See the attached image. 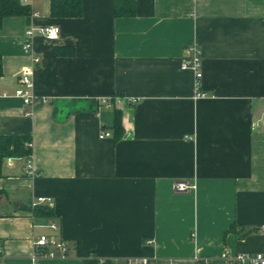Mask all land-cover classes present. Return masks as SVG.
Wrapping results in <instances>:
<instances>
[{"label":"crops","instance_id":"obj_1","mask_svg":"<svg viewBox=\"0 0 264 264\" xmlns=\"http://www.w3.org/2000/svg\"><path fill=\"white\" fill-rule=\"evenodd\" d=\"M79 1L74 18L51 17L49 0H18L28 13L2 18L0 134L29 137L34 175L24 157L2 160L0 264H229L264 252V0H133L119 17L113 0ZM49 25L55 41L25 35ZM188 44L201 51L199 97L179 68ZM25 72L47 103L14 96ZM177 179L195 189L174 193ZM38 196L51 204L31 206ZM41 233L67 255L32 259Z\"/></svg>","mask_w":264,"mask_h":264},{"label":"built area","instance_id":"obj_2","mask_svg":"<svg viewBox=\"0 0 264 264\" xmlns=\"http://www.w3.org/2000/svg\"><path fill=\"white\" fill-rule=\"evenodd\" d=\"M27 2V0H22V3ZM34 31H38L47 40L55 41L58 38L59 29L57 26L49 25L43 27H33L30 26L25 31V35L30 37ZM25 48H30V44L26 43ZM32 62L36 65L39 62V57L34 55ZM179 68L181 70H192L195 75L196 83V96H203V93L198 91L199 81L201 78V51L195 44H188L183 48ZM17 87L14 90V96L18 97L24 105L33 107L38 104L47 103L48 100L44 97H38L30 92L31 80L28 73L21 74L17 79ZM109 131H100L99 137L110 136ZM30 147V142L26 143ZM10 158L7 157L6 161L9 163ZM24 173L27 175H34V172L30 166V157H24ZM172 191L174 193H187L195 189V184L187 180L177 179L172 182ZM38 203H45L50 205V199L42 196H38L34 201L30 203L31 206H35ZM51 231H55L57 226L50 222L46 225ZM264 230V228H263ZM33 252L31 258H56L65 257L67 255V243L60 238L55 237L51 233H41L35 236L32 240ZM2 253L0 250V258ZM229 264H264V252L255 253H235L228 258ZM127 264H151V261L146 258H142L139 261H127Z\"/></svg>","mask_w":264,"mask_h":264},{"label":"trees","instance_id":"obj_3","mask_svg":"<svg viewBox=\"0 0 264 264\" xmlns=\"http://www.w3.org/2000/svg\"><path fill=\"white\" fill-rule=\"evenodd\" d=\"M26 5L19 4L18 0H0V26L2 18L5 16L25 15L28 13ZM112 13L115 17L132 16L134 14L133 0H113ZM81 14V7L79 0H49V15L51 17H67L74 18ZM112 135L118 138L122 133V127L119 119V110L113 109V122L111 125ZM29 137L26 135L17 134H0V168L2 160L6 157H30V147L26 145ZM42 214L50 215L51 211L46 206L40 207ZM232 224L230 228H234ZM253 229L246 231H238L239 236L251 232ZM94 260H86L84 264H95ZM104 264H112L104 260Z\"/></svg>","mask_w":264,"mask_h":264}]
</instances>
